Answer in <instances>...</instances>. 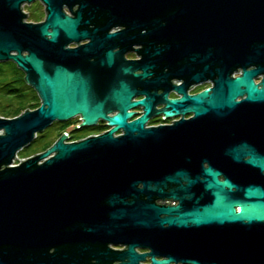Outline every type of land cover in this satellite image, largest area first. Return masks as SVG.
<instances>
[{
	"label": "water",
	"instance_id": "1",
	"mask_svg": "<svg viewBox=\"0 0 264 264\" xmlns=\"http://www.w3.org/2000/svg\"><path fill=\"white\" fill-rule=\"evenodd\" d=\"M35 1L0 0V63L39 100L0 116V264H264V0H39L45 21L26 23L21 7ZM206 79L213 88L186 95ZM171 89L183 97L168 100ZM160 112L193 117L145 129ZM76 117L111 129L63 134L15 165L36 134Z\"/></svg>",
	"mask_w": 264,
	"mask_h": 264
},
{
	"label": "flooded vegetation",
	"instance_id": "2",
	"mask_svg": "<svg viewBox=\"0 0 264 264\" xmlns=\"http://www.w3.org/2000/svg\"><path fill=\"white\" fill-rule=\"evenodd\" d=\"M78 7H79V5L73 6L72 12L75 13V11L78 9ZM21 9H22V12L26 15L24 22L32 23V24H41L45 21V17H46L45 5L41 1L36 0L35 2H33L31 4H24L21 7ZM61 10H62V13L64 14V16L74 18V15H72L70 13L67 5L62 4ZM122 29H125V27H112V28H110V30H108V34H113L115 32L122 30ZM142 33H145V30H143ZM89 42H90L89 38L82 39L78 43L75 41H71L66 46H64L63 49H74V48L79 47V45H84V44H87ZM132 48L133 49H139V48H142V46L141 45H133ZM118 50H119V48H114L112 50V52H116ZM123 58L125 60H140L141 55H137L136 51L128 50L123 54ZM89 61H93V58H91ZM6 63H10V64L15 66V64L12 62H6ZM0 64H5V63H0ZM164 71H167V69H164ZM238 72H239V70H238ZM142 73H143L142 70L134 71V74H142ZM22 75H23V79H24V74L22 73ZM235 77H237L236 72H234V74H232V78H235ZM263 78H264V74H262V79ZM253 81H254L255 85H257L260 83V78L259 77L254 78ZM170 82L172 85L179 86L183 83V80L182 79L181 80L171 79ZM27 87H29V86H27ZM213 87H214V83L211 80L206 79L202 82H197L195 84L190 85L188 87V89L186 90V95L196 96V95L202 93L203 91L211 89ZM263 88H264V86H263ZM31 90H33V89L31 88ZM34 93H35V91H34ZM161 93H162V90H157V94H161ZM36 96H37V94H36ZM182 97H183L182 94L178 93L176 90H173V89H171L167 93V96H166V98L168 100H177V99H181ZM144 98H146L145 94H138V95H135L132 97L131 102H137V101L143 100ZM237 100L239 101L240 99H237ZM165 107H166L165 103L164 104L158 103L154 106V108L156 110L163 109ZM131 112H135V113L131 114V116L126 120L127 123H131L132 121L140 118L143 115L144 110H143L142 106H136V107H133V108H130L127 110V113H131ZM116 113H117V111L114 110V111L108 112L107 116L111 117V116H114ZM164 116H165V113H163V112H160V113H157L153 116H150L146 120V122L144 124V128L149 129L151 127L156 128L158 126H165V125L171 126L174 124V122H178L181 118L184 120H188V119L192 118L193 114L185 112L183 115L181 113H179V114L172 115L169 117L168 116L164 117ZM80 124H81V120L79 117L73 118V119L68 120L66 122H54L48 128H46L42 133L36 134V138L33 142H35L39 137L43 136L48 130H52L53 133H55L56 137H55L54 141L52 142V144H53L63 134L67 135V139L65 140V143H71V142H76V141H79V140H82L85 138H89V137H97L101 134L106 133L107 131H109L111 129L105 120H100V119L97 120L96 123L94 125H91V126L82 127ZM122 133H123L122 130H119L118 132L114 133V136L121 135ZM157 205H160V206L164 205L165 207H167V206H176L177 203L173 202L171 200H163V201H158ZM164 227H168V226L164 225ZM107 247H109L113 250H118V251L127 249L125 244H109L108 243ZM134 250L137 254H144V253H150L151 252V250L149 248H141V247H134ZM151 258H152V256H145L144 257L145 260H139L138 264H152ZM153 258L155 261L168 260V257H163V256H154ZM112 264H118V262L114 261ZM166 264H175V262L170 261L169 263H166ZM176 264H189V263H182V262L177 261Z\"/></svg>",
	"mask_w": 264,
	"mask_h": 264
},
{
	"label": "trees",
	"instance_id": "3",
	"mask_svg": "<svg viewBox=\"0 0 264 264\" xmlns=\"http://www.w3.org/2000/svg\"><path fill=\"white\" fill-rule=\"evenodd\" d=\"M5 65L10 68L13 79L6 84L0 83V89H5L3 98L9 103L8 107H4L5 110L0 111V116L3 118H13L26 110L36 109L39 106V100L34 91L25 85L22 73L10 63L0 64V67ZM2 75H4V72L0 68V76ZM47 138L49 137L44 134L33 142L32 145L23 149L22 152H27V150L33 148H36L37 152L44 151L51 144Z\"/></svg>",
	"mask_w": 264,
	"mask_h": 264
},
{
	"label": "rangeland",
	"instance_id": "4",
	"mask_svg": "<svg viewBox=\"0 0 264 264\" xmlns=\"http://www.w3.org/2000/svg\"><path fill=\"white\" fill-rule=\"evenodd\" d=\"M0 68L4 72V75L0 76V83L1 84H6V83H8L9 81H11L13 79L11 71H10V68L8 66H6V65L5 66H1ZM4 90L5 89H3V88L0 89V111L1 110H5L4 107H8L9 106V103L7 101H5L4 98H3ZM45 134L49 137V138H47V140L50 141V143L52 144V142L54 141V139L56 137L55 133H53L52 130H48ZM36 153H38L36 148L27 150V152L20 151L18 153V155H17V161H15V163H16L15 165H18L17 162L23 161L27 157H30V156H32V155H34Z\"/></svg>",
	"mask_w": 264,
	"mask_h": 264
}]
</instances>
